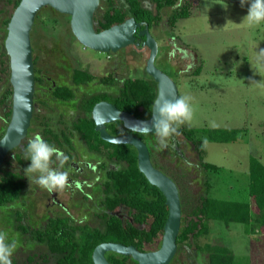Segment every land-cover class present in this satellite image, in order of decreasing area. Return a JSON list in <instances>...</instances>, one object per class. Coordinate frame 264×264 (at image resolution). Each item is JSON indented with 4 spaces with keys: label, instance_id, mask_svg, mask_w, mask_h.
Wrapping results in <instances>:
<instances>
[{
    "label": "rangeland",
    "instance_id": "rangeland-1",
    "mask_svg": "<svg viewBox=\"0 0 264 264\" xmlns=\"http://www.w3.org/2000/svg\"><path fill=\"white\" fill-rule=\"evenodd\" d=\"M11 1L14 0H0V28L12 12ZM141 2L145 8L153 10L147 0ZM107 8V0H100L98 10L103 12ZM248 8L249 3L241 5V0H196L191 16L174 26L169 24L174 9H164L161 21L150 32L158 43L156 68L172 79L178 97H190L192 107L191 120L179 125L167 148L159 149L155 133L146 135L152 159L179 185L183 201L181 217L186 227L199 223L195 212L201 197L247 200L250 157L264 165V66L255 61V55L264 50V24L253 26L244 19ZM38 15L39 20L35 21L31 32V46L41 83L35 85L34 113L38 119L31 122L30 140L41 136L42 122H47L60 141L53 145L69 157L61 167L60 161L53 156L50 167L68 171L69 184L48 192L26 177L35 174L25 171L29 164L21 146L6 156L1 169L18 174L24 183L19 200L0 207V231L16 237L19 242L12 264H52L55 261L44 244L17 230V212H21L24 223L31 229L41 230L50 219L56 218H67L73 226L101 227L98 218L103 211L101 185L106 181L107 171L119 166L88 152L82 140L69 128L80 117L85 99L97 95L116 97L121 82L127 78L152 79L145 72L147 49L128 47L115 54L98 53L76 40L68 16L51 8L41 10ZM43 21L48 25L44 26ZM167 39L197 55L198 62L190 75L175 74L165 63L169 51ZM189 63L187 59L185 65ZM180 67L185 70L187 66L183 63ZM77 69L94 75V81L74 85L72 76ZM105 78L115 81L108 85L102 81ZM53 84L71 89L74 99H55L50 92ZM9 85V77L0 73V100ZM5 105L0 101V135L7 127L3 117ZM188 129L238 130L240 133L236 142L222 144L211 142L205 134L199 133L196 136L200 140L198 146L186 139ZM63 133L69 138L71 147L64 142ZM202 146L204 154L200 155L198 150ZM202 163L217 169H203ZM245 229L242 224L224 226L211 221L206 234L194 232L187 238L170 264H206V258L199 251L206 245L227 248L235 264H248L249 258L251 264H264V235H251Z\"/></svg>",
    "mask_w": 264,
    "mask_h": 264
},
{
    "label": "trees",
    "instance_id": "trees-1",
    "mask_svg": "<svg viewBox=\"0 0 264 264\" xmlns=\"http://www.w3.org/2000/svg\"><path fill=\"white\" fill-rule=\"evenodd\" d=\"M20 1H11L12 12L9 17L3 20L0 28V73L7 78L10 77V69L8 56L4 48V40L7 35V25ZM147 1L153 5V10L145 8L141 0H107L108 8L103 12L97 10L94 15L93 22L96 32L119 25L129 18H133L137 23L147 24L148 30L151 32L154 26L161 21L162 11L171 8L174 9V12L169 18V24L174 26L179 20L189 18L191 10L196 5V0ZM36 20H39V15H37ZM42 24L44 26L48 25L45 21ZM141 29L143 30L144 27ZM144 40V37L136 39L140 43ZM195 74H199V69L195 71ZM94 79L95 77L91 73L78 69L73 72L72 76L74 85H86L93 82ZM102 81L108 85L114 82L111 78H105ZM35 83H41L37 70H35ZM52 95L60 101L74 99V92L67 87H55ZM156 95L157 88L152 79L127 78L123 82L118 96L97 95L85 99L81 104V115L72 122L69 128L70 132L76 134L82 140L88 152L100 155L108 162L119 167L108 170L106 181L101 185L104 200L102 202L103 211L98 215L101 222L100 228L73 226L67 218H56L50 219L41 230L31 229L24 223L21 212L16 213L17 230L44 244L48 253L55 257L52 264H93L92 253L102 243L111 242L134 246L140 252H152L160 248L163 228L168 217L165 197L155 186L149 184L144 175L140 173L135 148L130 145H114L103 141L95 131V124L91 115L95 104L107 101L120 111L128 112L136 118L145 120L151 116ZM0 101L2 104H6L3 117L8 125L12 104V88L10 85ZM37 119L38 115L33 113L32 120ZM42 125L41 136L44 140L52 145L53 142L60 143L58 136L53 133L48 123L43 121ZM106 128L108 133L113 136L129 133L118 121L108 124ZM4 132L0 135V139L3 137ZM31 132L32 129L29 128L26 139L20 144L25 161L28 164H30V161H28V154L25 149L29 144ZM199 133L205 134L211 142L222 144L236 142L240 131L188 129L185 131V137L190 142L200 146V140L196 137ZM134 135L146 144L145 134L135 133ZM62 137L64 142L71 147L67 135L63 133ZM198 152L203 155L204 147L202 146ZM150 156L154 167L175 182L154 162L151 152ZM17 160L21 161L19 157H17ZM201 167L206 170L217 169L216 166L205 163H202ZM175 184L178 187L183 214L182 192L179 185L176 182ZM23 189L24 183L18 174L0 169V207L19 200ZM245 194L248 196L247 200H222L210 196L199 198L195 214L200 218V221L186 227L184 217H181L177 250L194 232L198 235L206 234L208 223L211 221L221 222L224 226L242 224L245 225L248 234L264 235V165L255 157H250L249 160V183ZM227 250L225 247L211 245L199 249L201 255L206 258V264H235L230 252ZM106 259L110 264H137L130 257L110 252L106 254ZM248 264H251L250 258Z\"/></svg>",
    "mask_w": 264,
    "mask_h": 264
},
{
    "label": "water",
    "instance_id": "water-1",
    "mask_svg": "<svg viewBox=\"0 0 264 264\" xmlns=\"http://www.w3.org/2000/svg\"><path fill=\"white\" fill-rule=\"evenodd\" d=\"M100 5V0H21L14 10L7 25L4 48L9 60V83L12 88L10 121L3 137L7 142L0 144V169L6 156L18 148L28 135L34 112L35 65L31 46V32L36 17L41 10L51 8L59 14L70 18V30L76 40L85 48L98 53H117L128 47L147 49L149 51L145 72L156 84L157 95L148 119L136 118L134 115L120 111L109 102L101 101L94 105L91 115L95 131L100 138L114 145H130L137 151L138 169L149 184L155 186L165 197L168 217L163 228L161 246L152 252H140L134 246L120 243H102L92 253L93 264H110L107 253L130 257L137 264H170L177 253V237L181 227V203L178 187L163 172L154 167L147 145L132 131L131 126L141 122L151 128L152 119L156 116L158 101L161 98L174 100L178 90L172 79L157 69L154 61L158 54V43L151 36L148 25L137 23L133 18L119 25L96 32L93 18ZM144 27L143 30L141 28ZM136 37H144L142 43ZM121 122L129 133L113 136L106 130L107 124ZM153 134V133H150Z\"/></svg>",
    "mask_w": 264,
    "mask_h": 264
},
{
    "label": "clouds",
    "instance_id": "clouds-1",
    "mask_svg": "<svg viewBox=\"0 0 264 264\" xmlns=\"http://www.w3.org/2000/svg\"><path fill=\"white\" fill-rule=\"evenodd\" d=\"M249 3L246 19L251 25L264 24V0H241V5ZM264 50L255 55V61L264 66ZM156 116L152 119L151 128L148 123L141 122L130 127L132 131H139L142 134L155 133L158 137L159 149L169 146L170 138L177 133L179 125L191 120L192 107L190 97L181 96L174 100L161 98L158 101ZM5 137L0 140V144L7 142ZM28 154L29 166L25 170L27 173H34L35 176H26L29 180L33 179L48 192L63 189L69 184V172L59 171L52 167L53 156L60 161V166L68 161L65 155L54 145L44 140L40 135L34 136L25 149ZM18 239L10 236L9 233L0 231V264H12V256L18 247Z\"/></svg>",
    "mask_w": 264,
    "mask_h": 264
},
{
    "label": "flooded vegetation",
    "instance_id": "flooded-vegetation-1",
    "mask_svg": "<svg viewBox=\"0 0 264 264\" xmlns=\"http://www.w3.org/2000/svg\"><path fill=\"white\" fill-rule=\"evenodd\" d=\"M142 30V29H141ZM142 38V37H140ZM139 38V39H140ZM137 39V37H136ZM139 42V41H138ZM140 43V42H139ZM167 44L169 45V51L167 53V57H166V64L169 65V67L173 70V72L176 74L178 73L180 76L181 75H190L191 73L190 72H193V71H190L192 70L197 62H198V59H197V55L193 52V51H189L188 48H184L182 46H177L175 43L173 44V42L171 40H168L167 39ZM135 48V47H134ZM137 50H142L140 48H135ZM188 51H189V55H188ZM173 59H176L175 61ZM189 59L190 60V63L185 65V62L186 60ZM184 63V66H187L185 68V70H182L180 65ZM189 71V72H188ZM164 73V72H163ZM177 74V75H178ZM167 75V74H166ZM178 75V76H179ZM168 76V75H167ZM197 76V75H196ZM113 81H115L114 78H112ZM126 80V79H125ZM123 80L120 84V88H119V94H120V91H121V87H122V84L123 82L125 81ZM114 83V82H113ZM109 85H112V84H109ZM55 85L53 84V87L50 89V92H53V90L55 89ZM118 94V95H119ZM117 95V96H118ZM35 96V95H34ZM91 98V97H90ZM89 99V98H88ZM104 102H107V101H104ZM110 103V102H109ZM112 104V103H111ZM34 108H35V104H34ZM34 113V112H33ZM113 124V123H112ZM108 125V124H107ZM106 125V126H107ZM110 125V124H109ZM107 130V128H106ZM108 132V131H107ZM111 135V134H110ZM124 135V134H123ZM120 136V135H118Z\"/></svg>",
    "mask_w": 264,
    "mask_h": 264
}]
</instances>
